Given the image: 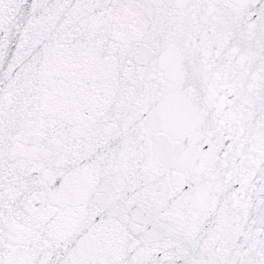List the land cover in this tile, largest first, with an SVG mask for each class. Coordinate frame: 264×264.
<instances>
[{
    "label": "snow or ice",
    "instance_id": "1",
    "mask_svg": "<svg viewBox=\"0 0 264 264\" xmlns=\"http://www.w3.org/2000/svg\"><path fill=\"white\" fill-rule=\"evenodd\" d=\"M0 264H264V0H0Z\"/></svg>",
    "mask_w": 264,
    "mask_h": 264
}]
</instances>
